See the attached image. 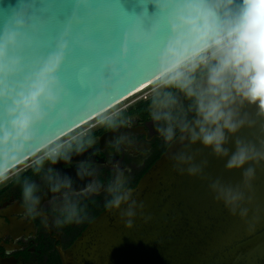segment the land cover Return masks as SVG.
<instances>
[{"label":"clouds","instance_id":"9594fccd","mask_svg":"<svg viewBox=\"0 0 264 264\" xmlns=\"http://www.w3.org/2000/svg\"><path fill=\"white\" fill-rule=\"evenodd\" d=\"M89 0H76V9L87 7ZM148 5L166 20L169 35L156 57L160 72L157 84L164 88H177L191 101L188 111L195 113L190 119L184 112L180 118L173 114L177 105L175 96L158 93L153 101L152 118L157 122V132L165 142L177 140L187 146L200 143L211 149L219 159H225V168L231 172L242 170V182L235 187L220 180L210 184L214 198L222 202L231 215L245 219L251 203V181L257 167L264 164V139L258 142L236 138L233 148L226 147L231 137H236L245 127L252 128L256 121L244 108L257 107L256 115L264 120V0H141L142 11L125 32L121 55L107 58L101 64L102 75L93 82V102L104 98L109 90L127 82L122 75L121 60H126L129 45L150 44L159 32V24L148 15ZM30 9L25 0H18L12 18L0 29V183L9 178V163L34 140L39 128L51 124L56 112L68 94L58 73L73 45L92 48V44L74 37L72 26L78 23L73 13L67 26L59 35L55 49L48 55L26 62L25 55L34 50L36 29L30 24ZM33 35H30L29 32ZM141 58L137 56V61ZM206 69V75L197 79L196 73ZM127 70V65H123ZM72 113L63 110L59 118L67 120ZM111 117L105 118V122ZM264 131V126H262ZM90 143V142H89ZM61 147L46 150L33 161L39 173L45 160L53 165L71 159ZM78 146L77 151H83ZM174 169L189 176L202 175L207 161L195 163V155L187 150L172 155ZM247 166V167H246ZM78 176L91 175L81 167ZM50 191L59 193L71 189V179L53 174L49 169L45 177ZM22 198L26 212L31 215L40 203L39 185L31 180L22 183ZM93 182L87 191H95ZM111 194L108 207L118 210L121 218L127 217L125 226H133L137 201L125 187L122 174L107 189ZM64 192V211L76 215L75 205L68 203ZM124 206V207H122ZM139 208H143L140 203ZM61 221H57L59 224Z\"/></svg>","mask_w":264,"mask_h":264},{"label":"water","instance_id":"95a60500","mask_svg":"<svg viewBox=\"0 0 264 264\" xmlns=\"http://www.w3.org/2000/svg\"><path fill=\"white\" fill-rule=\"evenodd\" d=\"M25 3L30 9V24L37 30L34 50L26 53V62L55 49L74 12L79 19L72 26L74 37L93 47L72 46L58 73L68 94L52 113L53 123L39 128L34 140L9 163L10 169L160 76L156 57L169 35L166 20L148 5V15L159 24L157 36L145 46L130 44L127 59L120 61L122 75L131 73L127 82L90 103L93 82L103 74L101 64L107 58L119 59L123 36L142 11L141 0H89L87 7L79 9L76 0ZM17 4L18 0H0V29L11 20ZM63 110L72 113L69 119L59 118ZM244 111L256 121L255 126L231 137L226 145L230 149L236 138L264 139V120L256 115L257 107L249 105ZM179 135L129 189L137 201L133 226L126 227L127 217L121 218L118 210L107 207L63 254L64 264H264V164L257 167L251 181L252 200L244 204L249 213L241 219L214 198L210 184L220 180L225 185H240L242 170L227 171L225 159L216 158L200 143L186 147L179 142ZM184 150L195 155L196 164L207 161L202 175L189 176L174 169L172 155Z\"/></svg>","mask_w":264,"mask_h":264},{"label":"flooded vegetation","instance_id":"af4514ba","mask_svg":"<svg viewBox=\"0 0 264 264\" xmlns=\"http://www.w3.org/2000/svg\"><path fill=\"white\" fill-rule=\"evenodd\" d=\"M206 75L201 68L197 79ZM158 93H168L177 99L173 114L180 118L191 103L177 88L155 84L141 95L128 100L108 115L77 131L47 150L61 147L71 159L52 164L45 160L41 171L30 161L15 169L0 183V264H64L63 254L87 226L107 207L111 194L107 189L116 176L122 174L127 189L134 188L142 176L165 152L170 143L157 132L152 118L153 101ZM111 117L105 122V118ZM179 131H177V136ZM90 142V143H89ZM83 151H77L78 146ZM46 151V150H45ZM91 175L78 176L81 167ZM49 169L53 174L71 179V189L51 192L46 182ZM31 180L39 187L40 203L31 215L26 212L22 198V183ZM95 182V191L87 187ZM64 192L68 203L75 205L76 215L65 212ZM61 221L59 224L57 221Z\"/></svg>","mask_w":264,"mask_h":264},{"label":"rangeland","instance_id":"374dc122","mask_svg":"<svg viewBox=\"0 0 264 264\" xmlns=\"http://www.w3.org/2000/svg\"><path fill=\"white\" fill-rule=\"evenodd\" d=\"M157 81H158V80H157ZM157 81L154 82V84H152L151 86H149V87L146 88L145 90L141 91L140 93H138V94L134 95L133 97H130V98L124 100L123 102H121L120 104H118V105L112 107L111 109H109L108 111H106L104 114L98 116L96 119L92 120L91 122L84 124L82 127L78 128L76 131H74V132L68 134L67 136L62 137L60 140H58V141L54 142L53 144H51L48 148L53 147L54 145L58 144L59 142H61L62 140L66 139L67 137L71 136L72 134L76 133L77 131H79V130L85 128L86 126H88V125H90V124L96 122L97 120H99L100 118L104 117L105 115H108L109 113H111L112 111H114L115 109H117L118 107H120L121 105H124L128 100H131L132 98L137 97V96L141 95L142 93L146 92V91L149 90L151 87H153L155 84H157ZM48 148L42 150V151L39 152L38 154L44 152V151L47 150ZM38 154L33 155L32 157L28 158L26 161H24V162H22L21 164H19L17 167L13 168L11 171H9V174L12 173L15 169L21 167L22 165H24L25 163H27L28 161H30L32 158H34V157L37 156Z\"/></svg>","mask_w":264,"mask_h":264},{"label":"bare ground","instance_id":"6f19581e","mask_svg":"<svg viewBox=\"0 0 264 264\" xmlns=\"http://www.w3.org/2000/svg\"><path fill=\"white\" fill-rule=\"evenodd\" d=\"M160 76H158L157 78H155L154 80L150 81L149 83L145 84L144 86L140 87L139 89H137L136 91H134L133 93L129 94L128 96L124 97L122 100L118 101L116 104H114L113 106H111L110 108L104 110L103 112H101L100 114L96 115L95 117L91 118L90 120H88L87 122L83 123L82 125L86 124V123H89L91 122L92 120L96 119L98 116L104 114L106 111H108L109 109H111L112 107L120 104L121 102H123L124 100L130 98V97H133L134 95L138 94L139 92L145 90L147 87L151 86L152 84H154V82H156L157 80H159ZM80 125V126H82ZM80 126H78L77 128H79ZM75 128V129H77ZM74 129V130H75ZM73 131V130H72ZM70 133V132H69ZM68 134V133H67ZM50 146V145H49ZM48 147V146H47ZM47 147H44V148H47ZM43 149V148H42ZM41 149V150H42ZM40 151V150H39ZM30 158V157H29ZM27 160V159H26Z\"/></svg>","mask_w":264,"mask_h":264},{"label":"built area","instance_id":"2783aa9c","mask_svg":"<svg viewBox=\"0 0 264 264\" xmlns=\"http://www.w3.org/2000/svg\"><path fill=\"white\" fill-rule=\"evenodd\" d=\"M147 88H148V87H147ZM139 93H140V92H139ZM82 126H83V125H82ZM82 126H80V127H82ZM80 127H79V128H80ZM77 129H78V128H77ZM77 129L71 131L70 133L76 131ZM70 133H68V134H70ZM68 134H66V135H64V136H67ZM64 136H63V137H64ZM61 138H62V137H61ZM61 138H59L58 140H60ZM58 140H56V141H58ZM56 141H54V142H56ZM54 142H53V143H54ZM53 143H51V144H53ZM51 144H49V145H51ZM49 145H47V146L49 147ZM47 146H46V147H47ZM48 147H47V148H48ZM44 149H46V148H43L42 150H44ZM42 150L38 151V152L35 153L34 155L38 154V153L41 152ZM31 157H32V156H31ZM25 161H26V160H25ZM23 162H24V161H23ZM21 163H22V162H21ZM21 163H20V164H21ZM18 165H19V164H18ZM18 165H17V166H18ZM17 166H16V167H17ZM14 168H15V167H14ZM11 170H12V169H11Z\"/></svg>","mask_w":264,"mask_h":264},{"label":"snow or ice","instance_id":"6c2138e0","mask_svg":"<svg viewBox=\"0 0 264 264\" xmlns=\"http://www.w3.org/2000/svg\"><path fill=\"white\" fill-rule=\"evenodd\" d=\"M59 125H57V127H58Z\"/></svg>","mask_w":264,"mask_h":264}]
</instances>
